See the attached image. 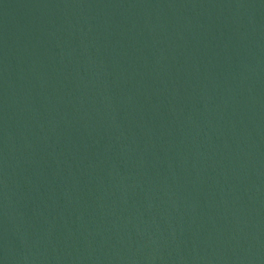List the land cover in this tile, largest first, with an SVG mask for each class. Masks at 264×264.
<instances>
[{
  "label": "water",
  "instance_id": "obj_1",
  "mask_svg": "<svg viewBox=\"0 0 264 264\" xmlns=\"http://www.w3.org/2000/svg\"><path fill=\"white\" fill-rule=\"evenodd\" d=\"M0 264H264V0H0Z\"/></svg>",
  "mask_w": 264,
  "mask_h": 264
}]
</instances>
